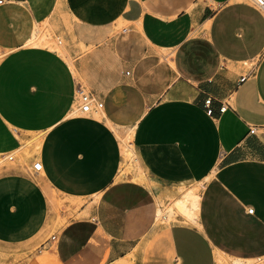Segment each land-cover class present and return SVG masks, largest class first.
<instances>
[{
	"label": "crops",
	"instance_id": "crops-1",
	"mask_svg": "<svg viewBox=\"0 0 264 264\" xmlns=\"http://www.w3.org/2000/svg\"><path fill=\"white\" fill-rule=\"evenodd\" d=\"M41 26L59 49L29 43ZM82 91L102 109L73 111ZM133 254L264 264V13L244 0H2L0 264Z\"/></svg>",
	"mask_w": 264,
	"mask_h": 264
},
{
	"label": "rangeland",
	"instance_id": "rangeland-1",
	"mask_svg": "<svg viewBox=\"0 0 264 264\" xmlns=\"http://www.w3.org/2000/svg\"><path fill=\"white\" fill-rule=\"evenodd\" d=\"M38 29H39V33H41V34L43 33L44 35L47 36V39L49 37H51V40L49 39V43H45L43 45H46V46H49V47H55V48L59 49L57 47V45L55 44V43H57V41L59 40V38L53 37L52 36V33L49 32L48 27L41 26ZM75 109H77V108L74 107L73 108V111ZM127 150H128L127 152H128V155H129V156H127V160L130 163V166H128V167H130L129 170H131V171H135L136 170V171L142 172V169L138 165V162L136 160V155H135V152L132 149V147L127 148ZM16 158H17V156H16ZM127 171H128V169H126L123 172H127ZM50 201H51V206L52 207H55L56 206L57 208H60V206L64 202L63 200H60L58 198V196L55 195V193H52L50 195ZM69 204H72V203H69ZM159 204H161V209L159 210V214H158V218H157V223L161 224L162 226H168L169 223H170L171 215L173 214L172 208H171L170 205H168L166 202L162 201L161 199L159 200ZM142 247H144V245ZM136 248H138V247H136ZM141 256H142L141 258L144 259V255L142 254ZM131 257H132V262L134 261L137 264L140 262V257H138L137 255L134 256V254H133V255H131Z\"/></svg>",
	"mask_w": 264,
	"mask_h": 264
},
{
	"label": "built area",
	"instance_id": "built-area-1",
	"mask_svg": "<svg viewBox=\"0 0 264 264\" xmlns=\"http://www.w3.org/2000/svg\"><path fill=\"white\" fill-rule=\"evenodd\" d=\"M247 3L251 4L253 7L258 9L260 12L264 13V0H244ZM2 0H0V3ZM79 105L77 109L83 113H88L91 111H100L103 107V102L97 98V96L90 91H82L78 94ZM205 111L209 114L212 113L211 107V98L207 97L203 101ZM224 107L222 106L221 109ZM250 131L253 132L254 128H250ZM6 159H12V155L8 154L5 156ZM33 169L35 171L42 170V162L40 160L33 162ZM249 211L251 212L252 209L250 208Z\"/></svg>",
	"mask_w": 264,
	"mask_h": 264
},
{
	"label": "bare ground",
	"instance_id": "bare-ground-1",
	"mask_svg": "<svg viewBox=\"0 0 264 264\" xmlns=\"http://www.w3.org/2000/svg\"><path fill=\"white\" fill-rule=\"evenodd\" d=\"M42 30V29H41ZM30 44H45V43H49V40L47 39L46 35H44L43 33L41 34L40 33V36L37 37V38H32L30 41H29ZM62 49V48H61ZM121 146H122V149H123V154L125 157L129 156L128 155V150H127V142L125 140H122L121 141ZM220 262V261H219Z\"/></svg>",
	"mask_w": 264,
	"mask_h": 264
}]
</instances>
